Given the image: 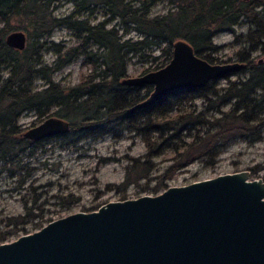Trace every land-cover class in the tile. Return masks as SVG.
<instances>
[{"label": "trees", "instance_id": "1", "mask_svg": "<svg viewBox=\"0 0 264 264\" xmlns=\"http://www.w3.org/2000/svg\"><path fill=\"white\" fill-rule=\"evenodd\" d=\"M56 1L0 0V171L20 176L19 188L32 174L29 157L42 140L23 136L18 118L28 111L39 119L54 114L68 120L69 129L55 136L69 146L106 133L121 136L129 132L139 137L145 152L129 156L124 184L146 178L141 190L152 193L166 188L170 172L187 163L197 159L212 165L233 140L251 142L261 137L264 60L255 61L253 54L264 52L262 0H164L171 5L164 13H152L158 0H73L76 7L64 16L52 13ZM100 4L109 13L104 20L91 24L87 18H78L84 12L92 15ZM18 17L26 21L19 26L27 36L23 48L5 40L7 33L19 28L11 23ZM241 22L247 29L234 32ZM58 26L73 29L79 43L54 45L57 59L48 64L41 52L49 47L48 36ZM221 30L234 32L232 42L238 45L234 53L244 62L236 78H231L233 73L224 77L225 84L212 78L203 86L174 89L140 105L152 84L121 81L132 58L154 63L153 69L164 65L171 57V42L177 38L187 40L196 54L214 62L212 53L219 47L212 39ZM131 31L137 35L130 36ZM80 55L91 65L80 82L64 86L52 80L56 69ZM37 78L44 79V85H35ZM197 99L201 105L196 104ZM168 151L174 162L149 186L150 173L156 169L151 158ZM28 202L23 201V214L6 218L10 227L0 231V242L28 232L26 225L32 221L39 228L52 219L32 211L34 199Z\"/></svg>", "mask_w": 264, "mask_h": 264}, {"label": "water", "instance_id": "2", "mask_svg": "<svg viewBox=\"0 0 264 264\" xmlns=\"http://www.w3.org/2000/svg\"><path fill=\"white\" fill-rule=\"evenodd\" d=\"M26 38L13 30L5 40L23 48ZM171 46L164 65L122 78L152 84L140 105L244 66L238 59L210 62L183 38ZM69 127L68 120L51 114L23 136L38 140ZM0 264H264V179H250L246 169L224 172L70 212L0 242Z\"/></svg>", "mask_w": 264, "mask_h": 264}, {"label": "rangeland", "instance_id": "3", "mask_svg": "<svg viewBox=\"0 0 264 264\" xmlns=\"http://www.w3.org/2000/svg\"><path fill=\"white\" fill-rule=\"evenodd\" d=\"M56 4L57 6L52 8V13L56 16L67 15L76 7V2L73 0H59ZM170 6L167 1L158 0L152 7V13H164ZM108 15L107 8L100 4L96 6L92 15L84 12L78 18H87L89 23L95 24L107 18ZM25 22L22 17L11 21L12 25L17 27ZM246 29L247 25L241 22L235 25L234 32H243ZM15 30L24 31L21 27ZM234 32L221 30L213 36V42L219 47L212 53L215 57L214 62L236 59L234 52L238 45L232 42ZM129 35L135 37L137 34L131 31ZM48 40L51 41L49 47L41 52L42 59L48 64H53L57 59L54 45L66 47L79 43L73 29L67 26L54 28ZM154 54H159V51L155 50ZM253 55L255 61L264 60V52H255ZM90 66L84 56H77L56 69L51 75L52 80L64 86L76 84L89 72ZM150 67H154V63L132 58L127 66V75H138L153 69ZM238 75V72L233 73L231 78H236ZM226 80L224 77L219 79V84H225ZM44 82V79L37 78L35 85L42 86ZM195 102L201 105L202 101L197 99ZM42 119L44 117L36 118L34 112L28 111L19 116L18 122L25 130ZM40 143L41 146L32 157H29V164L33 166L30 169L32 174L20 184V188V176L11 175L9 170L0 171V231L10 227L6 225L7 217L23 214L24 199L29 201L28 204H31L30 200L34 199L36 207L32 211L42 213L43 219L46 217L53 219L78 210L95 209L108 200L123 199V194L127 198L152 193L141 190V186L146 184V178H141L137 183H130L125 187L124 177L129 156H141L145 152L143 141L129 132H124L121 136L106 133L95 139L82 140L75 147L62 143L61 139L55 135L43 138ZM151 160L156 165V169L150 173L152 179L148 183L149 186H152L158 177L168 172L166 167L174 162L173 153L168 151L152 157ZM26 168L27 166L21 174L24 175ZM252 168H256L254 173L251 171ZM242 169L249 171L250 179L257 177L264 179V127L259 139L251 142L242 138L235 139L220 152L212 165L195 159L170 172L166 182L168 185L185 184L219 173ZM33 222L26 225L29 231L37 229ZM12 238L15 236H10L7 240Z\"/></svg>", "mask_w": 264, "mask_h": 264}]
</instances>
